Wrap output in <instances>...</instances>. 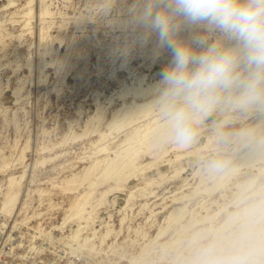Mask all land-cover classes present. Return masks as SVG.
<instances>
[{
    "label": "rangeland",
    "instance_id": "374dc122",
    "mask_svg": "<svg viewBox=\"0 0 264 264\" xmlns=\"http://www.w3.org/2000/svg\"><path fill=\"white\" fill-rule=\"evenodd\" d=\"M3 2L0 1V5ZM25 2L26 0H18L17 6L0 12V19L4 20L0 26V152L11 157L13 166L7 172H20L24 165L27 166V176L20 186L22 200L27 198L30 190L43 188L51 193L54 203L61 205L59 208L52 205L49 209L50 204L45 203L50 198L46 195L45 203L39 206L38 193L31 191V213L33 209H48L43 219L45 225L50 227L62 220L66 207L76 195L74 193L65 198L66 194L54 187L53 183L72 172L81 171L92 162L89 155L93 154V142L99 135L95 132L83 138L69 140V143L55 146L52 151L42 152L40 148L43 145L52 146L53 142H59L66 134L83 132L87 120L95 114L98 102L105 111L104 121L98 124V128H104L112 111L123 104V99L119 96L123 82L136 81L143 75L146 82L158 80L164 65L170 61L171 54L166 49L157 48L155 36L145 39L143 30L134 23L135 12L141 0H54L56 16L47 36L52 47L50 46L49 54L43 56L45 41H42L41 35L44 25L49 23L41 22L38 16L40 2L36 0L31 24L29 27L25 26V21L22 20L24 17H20L19 13ZM183 35L187 36L188 33ZM28 57L32 58L31 67L27 64ZM45 61L42 71V62ZM15 87L21 88L19 99L14 94ZM127 99L131 100L132 97ZM225 113L219 110L211 114L199 126L195 141L187 148L178 150L172 147L174 143L167 142L154 150L163 154L160 157L156 154H144L139 160V163L145 165L144 171L132 177L122 190L108 196L99 209V217L109 220L112 214L113 222L119 226L122 215L119 209L125 204L128 192L132 189L135 192L131 206L125 210L128 217L124 232L117 242V246L121 245L118 246V252H137L140 243L153 237L160 226L167 225L166 217L173 208L186 205L181 221L174 222L161 238H175L182 224L190 227L180 243L185 249L184 255L180 253L174 264H264V218L259 220L263 212L253 216V220H258L253 228L244 227L243 221L238 218L224 232L219 231L215 235L212 230L189 244L195 230L211 225L219 229L229 213H243L245 204L264 198L263 190L249 196L250 192L264 184V174L259 169L264 166L263 161H256L255 166L249 168H241L226 180V184L211 194L199 191L190 198L184 197L177 201L172 199L173 195L182 196L192 190L203 177L204 184H213L208 168L211 162L217 160L219 155L233 157L223 167V171L229 169L237 160L238 154L246 151L252 144H257L264 134V111L258 108L228 109L227 123L217 125L216 122L223 119ZM258 120L263 121L258 124ZM207 133H217V137L220 136L213 140L215 145L201 149L199 155L186 153L199 144L206 143ZM125 137L126 131L111 144V150L116 149ZM25 146L28 147L25 150L26 157L20 163L19 157ZM57 153L62 154L54 161L34 169L36 160ZM178 154L183 155L179 157ZM178 169L181 170L179 174L176 172ZM5 178L6 175L0 173V180ZM151 179L162 182L148 185L147 191L154 192L145 196L142 194L145 191L143 187ZM250 179L255 182L242 193L245 182ZM239 182L244 184L238 185ZM110 184L115 183L107 182L100 189H105ZM239 196L242 197L241 200ZM216 212L218 214L215 218L203 221L205 215H214ZM146 232L148 235L144 238ZM258 241L263 248L261 252L251 250V245ZM156 246L159 249L158 244ZM177 252L174 245L168 248L167 256L175 257ZM118 258V254L114 255V259ZM161 264L172 263L164 261Z\"/></svg>",
    "mask_w": 264,
    "mask_h": 264
},
{
    "label": "bare ground",
    "instance_id": "6f19581e",
    "mask_svg": "<svg viewBox=\"0 0 264 264\" xmlns=\"http://www.w3.org/2000/svg\"><path fill=\"white\" fill-rule=\"evenodd\" d=\"M0 1H4L0 5V12L3 9L14 8L17 6L18 2V0ZM39 2L40 10L38 12V16L42 23H49L47 26L44 25V32L43 35H41L42 41H45L44 56V54H47L50 51V46L52 45V42L47 41V36L49 34L48 30L51 27V23L54 22L53 20L56 16V11L53 9L54 0H39ZM35 4L36 0H26L25 4L22 6L23 8L21 9V12H19L21 14L20 17H24L22 20L25 21V26L29 27L31 24V19L35 13ZM16 20L17 19H15V21ZM3 21L4 20L0 19V26L3 24ZM27 61L28 66L31 67L32 58L28 57ZM42 63L41 70L43 71L46 61ZM159 80L160 78L155 81L146 82L145 75H143L138 77L136 81H124L122 91L119 94V96L123 99V104L112 111L104 128H98V124L101 121H104L103 119L105 118L103 106L98 102L97 110L95 114L91 115L87 120L83 132H73L71 135L66 134L59 142H53L52 146L43 145L40 148V150L44 152L46 150H53L55 146L63 145L69 140H75L80 137L83 138V136H88V134L91 133L97 132L99 135L98 139L93 142V154L89 155V157H92V162L89 165L84 166L81 171L72 172L63 178L57 179L56 182L53 183L54 187H58L64 194H66L65 198L74 193H76V195L66 207L62 220L58 223L52 224L50 227L45 225L43 219V216L48 209L45 211L33 209V213H31V191L38 193L39 206L45 203L44 197L46 195L50 198V200L45 203L50 204L49 209L52 205H54V208H59L61 205L54 203L55 201L50 197L51 193L43 188L30 190L27 198L22 200L20 186L27 176V166L24 165L23 170L20 172H7V170L11 169L13 166L10 160L11 157L9 158V156L0 152V173H4L6 175L5 179L0 180V215L5 216L10 220V226L14 230H20L23 227H27L29 229L33 228L34 231L31 232V240H36L37 238H41L43 236L63 240L72 249L77 250L88 257L92 264H161L164 261L174 264L180 253L181 255H184L183 252L185 249L180 246V243L184 234L187 233L190 228L186 224H182L181 229L177 230V236L175 238L174 236L167 240H161V238L167 233L168 228L174 225V222L181 221L185 215L186 205L176 206L173 208L166 217L167 225L160 226L158 232L153 237H151L148 241L140 243L139 250L137 252L130 254L118 252L121 245L118 244V246H120L118 248L117 242L121 238L122 232H124L123 229L128 217L125 210L131 206L135 196L134 190L132 189L128 192L125 204L119 209V212L122 214L119 218V226L115 225L113 222L112 214H110L109 220L99 217V209L105 204L108 196L114 192L122 190L132 177L137 176L139 172L144 171L145 165L139 163L140 158L144 154H156V156L160 157L163 154H161V152H155L154 150L157 147L160 148L167 142L174 143V146L172 147L178 150L185 149L189 146H181L177 144L167 134V126L161 118L159 110L155 104V85ZM20 90V87H15L14 90V94L18 99L21 97ZM129 97H132V99L128 100L127 98ZM254 108L264 111V105H257L247 109L254 110ZM221 111H225L226 113L224 114L223 119L216 122L217 125H225V123L229 120L227 113L228 110ZM261 121L263 120H258V124H260ZM140 122L143 123L139 124ZM125 131L126 137L121 141L116 149L111 150V144ZM219 137L220 136L217 137V133H207L206 143L201 145L199 144V146L188 150L186 153H196L199 155L201 149L207 148L209 145H215V143L213 144V140ZM27 148V146L23 147L19 157L21 162H18L23 163L26 157L25 150ZM61 154L62 153H57L55 155L45 156L36 160L33 165L34 169L45 165L49 161H54ZM103 154H105V156L101 157ZM181 155L183 154H178L179 157ZM175 157H177V155ZM236 158L237 160L230 165L229 169L223 171V167L230 163L233 160V157L219 155L218 159L215 161L221 162V168L213 169L209 167L210 164L208 165L209 173H211L213 177V184H204L205 179L203 177L189 192H185L182 196L173 195V201H177L178 199L184 197L190 198L199 191L211 194V192H214L217 188L226 184V180L229 179L231 175L237 173L241 168L255 166L256 161L264 162V134L261 135L257 144H252L246 151L238 154ZM259 169L260 172L264 174V166H260ZM180 171L181 170L178 169L176 172L179 174ZM162 180H164V178ZM111 181L115 184H110L105 189H100L103 184ZM155 182L160 184L162 181L156 179L146 181V185L143 187L145 191L142 194L146 196L148 193H153L154 190L147 191V186H150ZM254 182V179L246 181L245 187L242 189V193L244 190H248ZM242 184L244 183H238V185L241 186ZM260 190L264 191V184L260 185L254 192H250L249 196L256 194ZM239 199L241 200L242 197L239 196ZM218 212L214 215H205L203 217V221L212 220ZM261 212H263V215L259 217V220L264 218V198L257 202H254L253 200V202L245 204L243 206V213H229L228 218L219 226V229H215L213 225H211L210 227H204V229L195 230L192 233V237L189 239V244L197 240L199 237L207 235L212 230L215 235H217L219 231L224 232V229L234 223V221L238 218L243 221L244 227L253 228L257 225L256 222L258 221L253 220V216L256 213ZM18 216H21V218H18ZM12 220L13 223H11ZM34 221L35 223L33 224ZM97 222L98 225L96 224ZM128 227L130 228V224ZM243 233L244 232H242V234ZM147 235L148 234L146 232L143 237L145 238ZM157 244L159 249H157ZM260 244L261 243L258 241L257 243L251 245V250L261 252L264 246L262 248ZM31 245H34V243H31ZM174 245L178 251L177 255L175 257L174 255L168 257L167 250L170 247H174ZM187 246L188 244L186 247ZM116 254L119 255L118 259H114V255ZM95 258H98V260L95 261ZM231 259V263H233V256H231Z\"/></svg>",
    "mask_w": 264,
    "mask_h": 264
},
{
    "label": "clouds",
    "instance_id": "9594fccd",
    "mask_svg": "<svg viewBox=\"0 0 264 264\" xmlns=\"http://www.w3.org/2000/svg\"><path fill=\"white\" fill-rule=\"evenodd\" d=\"M134 23L171 54L155 104L177 144L216 111L264 105V0H141Z\"/></svg>",
    "mask_w": 264,
    "mask_h": 264
},
{
    "label": "built area",
    "instance_id": "2783aa9c",
    "mask_svg": "<svg viewBox=\"0 0 264 264\" xmlns=\"http://www.w3.org/2000/svg\"><path fill=\"white\" fill-rule=\"evenodd\" d=\"M32 231L27 227L14 230L10 220L0 215V264H92L88 257L58 238L43 236L31 240Z\"/></svg>",
    "mask_w": 264,
    "mask_h": 264
}]
</instances>
